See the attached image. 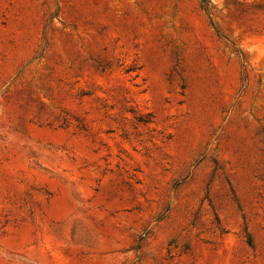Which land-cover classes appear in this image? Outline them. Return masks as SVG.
Returning a JSON list of instances; mask_svg holds the SVG:
<instances>
[{
    "label": "rangeland",
    "instance_id": "rangeland-1",
    "mask_svg": "<svg viewBox=\"0 0 264 264\" xmlns=\"http://www.w3.org/2000/svg\"><path fill=\"white\" fill-rule=\"evenodd\" d=\"M0 0V264H264V0Z\"/></svg>",
    "mask_w": 264,
    "mask_h": 264
},
{
    "label": "trees",
    "instance_id": "trees-1",
    "mask_svg": "<svg viewBox=\"0 0 264 264\" xmlns=\"http://www.w3.org/2000/svg\"><path fill=\"white\" fill-rule=\"evenodd\" d=\"M202 2H203V4H202V5H203V7L206 9V6H204V2H205V0H202Z\"/></svg>",
    "mask_w": 264,
    "mask_h": 264
}]
</instances>
